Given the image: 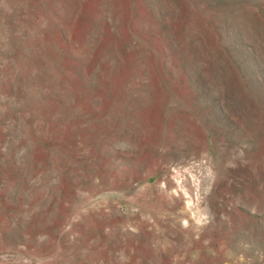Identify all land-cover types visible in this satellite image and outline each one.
Segmentation results:
<instances>
[{
    "label": "rangeland",
    "instance_id": "obj_1",
    "mask_svg": "<svg viewBox=\"0 0 264 264\" xmlns=\"http://www.w3.org/2000/svg\"><path fill=\"white\" fill-rule=\"evenodd\" d=\"M0 264H264V0H0Z\"/></svg>",
    "mask_w": 264,
    "mask_h": 264
}]
</instances>
